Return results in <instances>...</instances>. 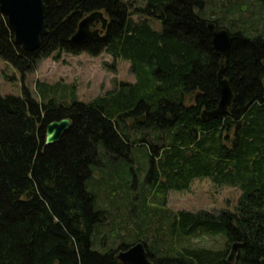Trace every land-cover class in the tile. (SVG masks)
Instances as JSON below:
<instances>
[{
	"label": "trees",
	"instance_id": "obj_1",
	"mask_svg": "<svg viewBox=\"0 0 264 264\" xmlns=\"http://www.w3.org/2000/svg\"><path fill=\"white\" fill-rule=\"evenodd\" d=\"M144 1L137 7L130 0H45L48 34L33 52L15 43L0 10V58L23 76L63 53H106L129 62L136 78L89 103L78 101L74 87L61 82H37L38 98L25 86L22 97L0 93V264H122L117 252L138 242L155 264H229L234 243L243 245L235 264L264 259V30L235 32V21L226 25L225 17L202 13L205 0ZM258 1L264 21V0ZM100 10L110 17L106 35L72 43L85 13ZM153 18L161 32L150 25ZM209 23L234 37L225 76L235 99L224 118L204 122L201 108H215L220 96L221 58L213 50ZM60 89L62 102L55 96ZM64 119L71 128L60 142L46 145L49 124ZM100 145L110 158L128 161L145 148L147 181L164 207L150 209L146 197L135 240H128L133 231L125 222L113 232L122 244L106 253L94 250L93 240L110 213L97 209V196L87 188L101 164ZM110 179L105 184L115 190L117 181L109 186ZM202 179L239 189L234 210L167 207L170 191H187ZM203 237L222 244L212 249L194 242Z\"/></svg>",
	"mask_w": 264,
	"mask_h": 264
},
{
	"label": "rangeland",
	"instance_id": "obj_2",
	"mask_svg": "<svg viewBox=\"0 0 264 264\" xmlns=\"http://www.w3.org/2000/svg\"><path fill=\"white\" fill-rule=\"evenodd\" d=\"M130 1L137 7L145 4L144 0ZM202 13L207 17H225L226 25H229L231 20L235 21V32L249 33L253 27L264 30L262 9L258 0H205ZM134 19L137 20L138 15H135ZM150 25L155 30L162 31L163 26L159 20L150 19ZM135 81V74L129 62L122 60L116 62L106 53L97 57L85 53L81 55L63 53L58 60L54 57L42 60L25 76L0 58L2 95L22 97L25 86L38 98L37 82L52 85L61 82L74 87L78 101L89 103L113 91L119 82L134 83ZM62 93L60 89L55 94L58 102L63 101L60 97ZM70 98L72 99L69 91V101ZM99 153L101 164L94 167L87 188L97 196V209L110 213L107 220L97 226L102 235L93 240V249L99 253H106L122 244L121 239L113 237V232L114 228L125 222L130 224L129 227L133 231V236L128 240H135V234L138 232L135 222L143 210L146 197L150 209L157 210L164 207L161 194L156 193V188L151 184L152 180L147 181L150 160L148 155L145 156L147 153L145 148L141 151L135 150L132 161L110 158L102 145L99 147ZM110 178L114 181L109 183V186L115 185L117 181L115 190L105 184L112 180ZM240 196L241 191L237 188L219 186L208 179L195 180L187 191H170L167 195V207L175 212L220 214L224 210L233 211ZM194 242L201 247L212 249L222 244L220 238L212 237H203Z\"/></svg>",
	"mask_w": 264,
	"mask_h": 264
},
{
	"label": "water",
	"instance_id": "obj_3",
	"mask_svg": "<svg viewBox=\"0 0 264 264\" xmlns=\"http://www.w3.org/2000/svg\"><path fill=\"white\" fill-rule=\"evenodd\" d=\"M0 10L7 17L8 25L14 35L15 43L24 50L33 52L41 47L42 39L48 34L46 16L48 12L45 0H0ZM103 22L105 29L108 20L104 13L96 11L85 17L78 25V29L71 38L76 44H85L99 38V30H92L91 25L97 21ZM208 32L215 54L221 58L220 69L217 74V89L220 99L214 109L202 112V120L209 122L224 118L232 106L235 95L226 74V58L231 50L234 37L227 29L219 28L215 23H209ZM264 85V80H263ZM146 120L141 116L140 123ZM70 119L55 121L49 124L46 133V145L60 142L64 134L71 128ZM241 243H234L227 257L229 264H234L242 248ZM116 259L122 264H155L149 258V252L143 242H138L125 250H119ZM264 264V259L261 261Z\"/></svg>",
	"mask_w": 264,
	"mask_h": 264
},
{
	"label": "flooded vegetation",
	"instance_id": "obj_4",
	"mask_svg": "<svg viewBox=\"0 0 264 264\" xmlns=\"http://www.w3.org/2000/svg\"><path fill=\"white\" fill-rule=\"evenodd\" d=\"M83 1H92V0H83ZM94 12H96V11H92V12H88V13H85V15H84V17H83V19L85 18V17H87L88 15H90V14H92V13H94ZM100 12H102V13H104V15H105V18L108 20V23H107V26H106V28L104 29L103 28V22L101 21V20H97V21H95L92 25H91V29L92 30H99V32H100V36H99V38H101V37H104L105 35H106V33H107V30H108V26H109V23H110V17H109V15L107 14V11L106 10H100ZM140 16H138V18H139ZM82 19V20H83ZM154 19V18H153ZM81 20V21H82ZM80 21V22H81ZM79 22V23H80ZM79 25V24H78ZM77 29H78V27H77ZM162 30H163V28H162ZM77 31V30H76ZM161 32V31H160ZM75 34V33H74ZM73 37V36H72ZM71 37V38H72ZM99 38H97V39H99ZM95 40V39H94ZM94 40H92V41H94ZM72 42V41H71ZM89 42H91V41H89ZM89 42H87V43H89ZM73 43V42H72ZM87 43H85V44H87ZM74 44H76V43H74ZM81 45V44H80ZM219 99H220V96H219ZM219 102V101H218ZM217 105H218V103H217ZM217 105H216V107H217ZM215 107V108H216ZM207 108H206V106H203L202 108H201V116H202V112L204 111V110H206ZM214 109V108H213ZM209 110V109H208Z\"/></svg>",
	"mask_w": 264,
	"mask_h": 264
}]
</instances>
